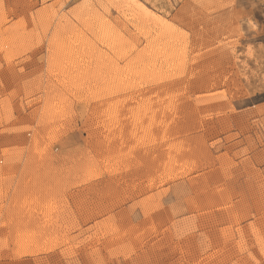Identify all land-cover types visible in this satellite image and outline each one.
<instances>
[{
  "label": "rangeland",
  "instance_id": "rangeland-1",
  "mask_svg": "<svg viewBox=\"0 0 264 264\" xmlns=\"http://www.w3.org/2000/svg\"><path fill=\"white\" fill-rule=\"evenodd\" d=\"M263 88L264 0H0V264H264Z\"/></svg>",
  "mask_w": 264,
  "mask_h": 264
},
{
  "label": "bare ground",
  "instance_id": "bare-ground-1",
  "mask_svg": "<svg viewBox=\"0 0 264 264\" xmlns=\"http://www.w3.org/2000/svg\"><path fill=\"white\" fill-rule=\"evenodd\" d=\"M106 3V2H105ZM112 4V3H111ZM128 8V7H127ZM145 21V20H144ZM110 23V22H109ZM154 24V23H153ZM165 30H166V27H165ZM76 34V33H75ZM142 36V35H141ZM174 36V35H173ZM181 38V37H180ZM106 39V38H105ZM108 45V44H107ZM133 46V45H132ZM127 47V46H126ZM126 51V50H125ZM78 55V54H77ZM85 55V54H84ZM150 55V54H149ZM172 55V54H171ZM60 57V56H59ZM58 61V60H57ZM88 62V61H87ZM53 63V62H52ZM107 63V62H106ZM54 64V63H53ZM191 64V63H190ZM49 65V64H48ZM171 65V64H170ZM106 66V65H105ZM52 67V66H51ZM182 68V67H181ZM120 69V68H119ZM140 70V69H139ZM159 71V70H158ZM122 72H123V70H122ZM133 72V71H132ZM138 72V71H137ZM52 73V72H51ZM64 73V72H63ZM78 73V72H77ZM151 73V72H150ZM181 73V72H180ZM99 74V73H98ZM155 74V73H154ZM121 75V74H120ZM68 76V75H67ZM101 77V76H100ZM177 77V76H176ZM139 78V77H138ZM142 78V77H141ZM141 78H140V80H141ZM163 78V77H162ZM79 79V78H78ZM171 79V78H170ZM101 80V79H100ZM128 80V79H127ZM146 81V80H145ZM151 81V80H150ZM178 81V80H177ZM40 82V81H39ZM77 83V82H76ZM115 83V82H114ZM130 83V82H129ZM126 85H128V84H126ZM178 85V84H177ZM74 86V85H73ZM123 86V85H122ZM108 87V86H107ZM116 87H117V85H116ZM126 87V86H125ZM120 88V87H119ZM122 88V87H121ZM261 88V87H260ZM259 88V89H260ZM83 89V88H82ZM127 89V88H126ZM264 89V88H263ZM105 90H106V88H105ZM122 90V89H121ZM257 90H258V88H257ZM177 91V90H176ZM254 91H255V89H254ZM253 91V92H254ZM141 93V92H140ZM47 94V93H46ZM99 94V93H98ZM97 94V95H98ZM142 94V93H141ZM165 94V93H164ZM56 95V94H55ZM60 95V94H59ZM157 95V94H156ZM161 95V94H160ZM182 95V94H181ZM25 96V95H24ZM134 96V95H133ZM153 97H155V96H153ZM158 97V96H157ZM166 97V96H165ZM153 99V98H152ZM166 99V98H165ZM115 100V99H114ZM152 101V100H151ZM153 102V101H152ZM160 102V101H159ZM49 103V102H48ZM166 103V102H165ZM164 103V104H165ZM168 103V102H167ZM118 104V103H117ZM50 105V104H49ZM31 106V105H30ZM152 106V105H151ZM162 106V105H161ZM133 107H135V106H133ZM157 109V108H156ZM68 110V109H67ZM167 110V109H166ZM169 110V109H168ZM73 113V112H72ZM159 113V112H158ZM33 115V114H32ZM121 115V114H120ZM141 115V114H140ZM146 115V114H145ZM155 116V115H154ZM190 116V115H189ZM47 117V116H46ZM170 117V116H169ZM140 119V118H139ZM150 121V120H149ZM49 122V121H48ZM107 122V121H106ZM134 123V122H133ZM159 123V122H158ZM145 124V123H144ZM161 126V125H160ZM128 127V126H127ZM157 128V127H156ZM170 129V128H169ZM157 130V129H156ZM160 130V129H159ZM155 132V131H154ZM33 136V135H32ZM134 141V140H133ZM163 141V140H162ZM141 142V141H140ZM119 143V142H118ZM125 146V145H124ZM135 147V146H134ZM122 149V148H121ZM176 149V148H175ZM117 151V150H116ZM122 159V158H121ZM69 170V169H68ZM75 170V169H74ZM61 173V172H60ZM81 174V173H80ZM54 177V176H53ZM23 179V178H22ZM33 182V181H32ZM26 184V183H25ZM46 184V183H45ZM51 184V183H50ZM35 185H36V183H35ZM21 186V185H20ZM35 187V186H34ZM64 188V187H63ZM40 189V188H39ZM31 190V189H30ZM45 190H46V188H45ZM44 190V191H45ZM34 192V191H33ZM55 193V192H54ZM22 194V193H21ZM27 195V194H26ZM34 195V194H33ZM57 198V197H56ZM38 203V202H37ZM24 205V204H23ZM45 205V204H44ZM46 208V207H45ZM195 209V208H194ZM48 211V210H47ZM167 213V212H166ZM156 215V214H155ZM46 220V219H45ZM23 225V224H22ZM56 225V224H55ZM54 229V228H53ZM37 232V231H36ZM44 233V232H43ZM33 237V236H32ZM15 238V237H14ZM44 238V237H43ZM41 239H42V237H41ZM47 239V238H46ZM12 244V243H11ZM47 246V245H46ZM44 249V248H43ZM22 251V250H21ZM16 253V252H15ZM27 254V253H26ZM16 255V254H15Z\"/></svg>",
  "mask_w": 264,
  "mask_h": 264
}]
</instances>
